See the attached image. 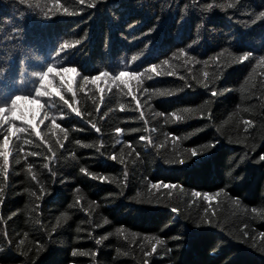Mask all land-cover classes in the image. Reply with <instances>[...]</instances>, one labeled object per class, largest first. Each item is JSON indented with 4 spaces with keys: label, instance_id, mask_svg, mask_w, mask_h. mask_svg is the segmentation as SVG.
Returning <instances> with one entry per match:
<instances>
[{
    "label": "trees",
    "instance_id": "obj_1",
    "mask_svg": "<svg viewBox=\"0 0 264 264\" xmlns=\"http://www.w3.org/2000/svg\"><path fill=\"white\" fill-rule=\"evenodd\" d=\"M262 13L264 0H0V264H264ZM16 95L44 108L12 111Z\"/></svg>",
    "mask_w": 264,
    "mask_h": 264
},
{
    "label": "snow or ice",
    "instance_id": "obj_2",
    "mask_svg": "<svg viewBox=\"0 0 264 264\" xmlns=\"http://www.w3.org/2000/svg\"><path fill=\"white\" fill-rule=\"evenodd\" d=\"M79 2L80 3H84V0H79ZM54 3L56 5H59L60 0H54ZM94 6H95L94 4H89V7H94ZM65 11H67V6H65ZM69 14H71V13H69ZM261 15H264V13H262ZM79 43H80V41L77 40L76 41V44H79ZM68 46L69 45H67V44L62 45V47H68ZM249 56H250V53H244L243 55H240L238 57V60L239 61L248 60ZM132 59L135 60L136 57H132ZM261 59H264V57H262ZM164 63H167V61H165ZM53 71H54V68L53 67H48L46 72H43V73H41L39 75V86L34 90L36 97H43L45 95H50V93H47V92L43 91V89L46 86L45 85L46 78L49 76V74L53 73ZM151 71L152 72H156V68L153 67L151 69ZM65 73H73V74L80 75V73L78 72V69L76 67H63L59 71H57L56 74L58 76H62ZM143 74H144L143 72L137 73L135 71H120L119 74H118V76L116 77V79H121V78H124V77H130L131 79L138 80L139 77L142 76ZM108 76H109V73L107 71H105V72H103L101 74L95 75L90 80L87 77H82V78L84 79V82L85 83L95 84L97 80H100L102 77H108ZM149 78H151V77H149ZM61 83L63 84V81H61ZM81 90L83 91V88H81ZM67 91L69 93H72L73 98H75V92H74V89H73L71 83H69L67 85ZM211 94L214 96V95H216V92L213 91ZM55 95L56 96H59L60 99L63 100V102L65 104H68L69 107H71V105L69 104V101L66 100V99H64V97L60 94L59 89H56L55 90ZM21 101H27V102L32 103V104H39L41 109L44 108V104H41L39 99H30L29 96H27V95H16L15 98L10 101L11 110L14 111L17 108L18 102H21ZM6 106H0V113H4L5 112ZM121 110H123V106H121ZM73 111L75 112V114L77 116H80L81 115V112L78 109H73ZM177 118L179 119L180 117H177ZM0 122H2V121H0ZM27 123H29L31 125L32 124V121L29 120V121H27ZM245 123H249V122L246 121ZM32 126H33V128L36 127L35 125H32ZM55 126L56 127H59V125H55ZM93 127H95V125H93ZM16 131L23 132V131H25V129L18 128V129H16ZM96 131L99 132L100 129L99 128H96ZM116 131H117V133H119L121 131V129H116ZM36 135L37 136H40L41 133L39 131H36ZM83 146L84 147H92L91 144H87V145H83ZM0 147L3 148V151H0V157H3V166H4V169H5V176H7V169H8V166H9V156H10V152L8 151V148H9V142H8V140L5 139L4 142H3V144L0 145ZM50 151H51V149H50ZM31 154L32 155H39V153H31ZM192 154H193V156H195L196 155V151L195 150H192ZM112 159H115V156H113ZM260 159L261 160H264V156H261ZM180 163H183V161H180ZM44 167L45 168H48V164H45ZM29 170H31V169H29ZM81 171H84V169H81ZM85 174H88V173H85ZM93 178H95V177H93ZM34 179H35V177H34ZM153 187H157V185L153 184ZM167 187H174V186L167 185ZM77 191H79V189H77ZM193 195H199V193H193ZM204 199L210 201V200L213 199V197L212 196H209V195H204ZM0 202H2V201H0ZM173 211H175V209H173ZM105 223H107V221H105ZM95 242L97 244H100L101 243V241L99 239L96 240ZM161 243H162V241H161ZM153 251H155V249H153ZM72 254L73 255H76L77 252L76 251H73ZM81 254H84V253H81Z\"/></svg>",
    "mask_w": 264,
    "mask_h": 264
}]
</instances>
